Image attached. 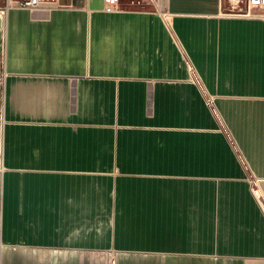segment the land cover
Segmentation results:
<instances>
[{
	"label": "crops",
	"instance_id": "1",
	"mask_svg": "<svg viewBox=\"0 0 264 264\" xmlns=\"http://www.w3.org/2000/svg\"><path fill=\"white\" fill-rule=\"evenodd\" d=\"M59 1L3 20L0 264H264L250 0Z\"/></svg>",
	"mask_w": 264,
	"mask_h": 264
},
{
	"label": "built area",
	"instance_id": "2",
	"mask_svg": "<svg viewBox=\"0 0 264 264\" xmlns=\"http://www.w3.org/2000/svg\"><path fill=\"white\" fill-rule=\"evenodd\" d=\"M251 2V10L248 12V15L258 18L264 19V0H250ZM59 5V0H6V5L8 10L10 7L18 6L23 8H38L42 5ZM106 8L109 10H116L118 8V0H107ZM5 39V37H4ZM4 39H3V47H4ZM254 186V193L260 202L261 206L264 209V191L260 187L259 181H253Z\"/></svg>",
	"mask_w": 264,
	"mask_h": 264
},
{
	"label": "rangeland",
	"instance_id": "3",
	"mask_svg": "<svg viewBox=\"0 0 264 264\" xmlns=\"http://www.w3.org/2000/svg\"><path fill=\"white\" fill-rule=\"evenodd\" d=\"M6 8H7L6 1L0 0V82L2 80V68H3V62H4L3 39H4L5 36H4V22H3V19L5 17V13L7 11ZM0 110H1V104H0ZM0 119H1V113H0Z\"/></svg>",
	"mask_w": 264,
	"mask_h": 264
},
{
	"label": "bare ground",
	"instance_id": "4",
	"mask_svg": "<svg viewBox=\"0 0 264 264\" xmlns=\"http://www.w3.org/2000/svg\"><path fill=\"white\" fill-rule=\"evenodd\" d=\"M4 20V19H3Z\"/></svg>",
	"mask_w": 264,
	"mask_h": 264
}]
</instances>
